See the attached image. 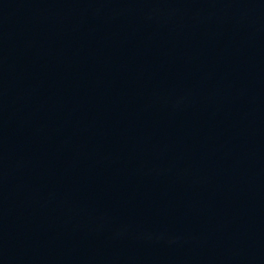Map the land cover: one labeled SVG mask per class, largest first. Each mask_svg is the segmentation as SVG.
Returning a JSON list of instances; mask_svg holds the SVG:
<instances>
[{
    "label": "water",
    "instance_id": "95a60500",
    "mask_svg": "<svg viewBox=\"0 0 264 264\" xmlns=\"http://www.w3.org/2000/svg\"><path fill=\"white\" fill-rule=\"evenodd\" d=\"M0 264H264V0H0Z\"/></svg>",
    "mask_w": 264,
    "mask_h": 264
}]
</instances>
